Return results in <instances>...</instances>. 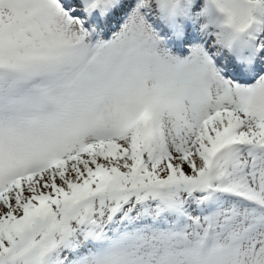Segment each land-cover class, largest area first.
<instances>
[{
  "label": "snow or ice",
  "instance_id": "6c2138e0",
  "mask_svg": "<svg viewBox=\"0 0 264 264\" xmlns=\"http://www.w3.org/2000/svg\"><path fill=\"white\" fill-rule=\"evenodd\" d=\"M0 264H264V0H0Z\"/></svg>",
  "mask_w": 264,
  "mask_h": 264
}]
</instances>
